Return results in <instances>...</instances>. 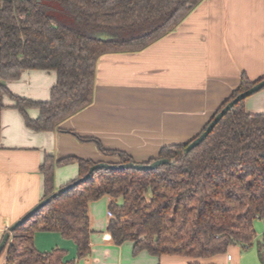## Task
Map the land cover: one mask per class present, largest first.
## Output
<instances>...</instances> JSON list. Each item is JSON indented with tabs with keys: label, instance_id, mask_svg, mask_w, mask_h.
<instances>
[{
	"label": "trees",
	"instance_id": "obj_1",
	"mask_svg": "<svg viewBox=\"0 0 264 264\" xmlns=\"http://www.w3.org/2000/svg\"><path fill=\"white\" fill-rule=\"evenodd\" d=\"M202 1L0 0V109L8 95L27 126L57 129L92 103L100 56L149 46ZM102 30L115 38L98 39L95 32ZM34 68L58 73L48 100L15 95L5 84ZM262 79L243 73L212 119ZM245 102H237L187 154L184 148L212 119L190 141L162 146L148 162L174 160L154 169L98 168L84 178L96 161L46 155L42 199L56 195L12 232L5 264H77L91 252L90 203L106 194L112 197L108 229L117 244L133 241L134 253L183 255L191 258L189 264H206L205 259L226 253L232 245L250 247L258 235L255 221L264 219V111L250 112ZM30 107L39 108L36 118L28 114ZM102 150L119 157L114 163L136 162L125 151ZM71 161L78 162L79 175L57 191L55 168ZM38 231H58L72 239L76 258H67L68 250L58 246L40 250L35 244Z\"/></svg>",
	"mask_w": 264,
	"mask_h": 264
},
{
	"label": "crops",
	"instance_id": "obj_2",
	"mask_svg": "<svg viewBox=\"0 0 264 264\" xmlns=\"http://www.w3.org/2000/svg\"><path fill=\"white\" fill-rule=\"evenodd\" d=\"M243 73L252 80L264 76V0H203L149 46L100 56L92 103L57 129L30 128L6 95V107L0 109V243L10 226L42 200L46 155L119 161L105 147L148 162L162 146L196 137L240 85ZM57 80L56 70L34 68L5 84L15 95L42 101L50 99ZM245 103L250 112L264 111V88ZM27 111L33 118L40 113L37 107ZM78 175L77 161L57 165L56 190ZM111 200L106 194L90 203L91 252L77 264L190 263L183 255L134 253L131 240L117 244L108 229ZM259 220L256 227L262 225ZM260 238L258 233L252 244ZM35 244L40 250L65 248L69 259L77 256L75 242L58 231L36 232ZM247 249L232 245L229 253L204 263L256 264ZM7 251L8 245L0 264L6 263Z\"/></svg>",
	"mask_w": 264,
	"mask_h": 264
},
{
	"label": "water",
	"instance_id": "obj_3",
	"mask_svg": "<svg viewBox=\"0 0 264 264\" xmlns=\"http://www.w3.org/2000/svg\"><path fill=\"white\" fill-rule=\"evenodd\" d=\"M95 36L98 39L101 40H108V39H113L115 38V35L113 33H110L108 31H96ZM264 88V79L260 80L256 84H254L252 87L249 89L241 92L238 94L234 99L229 101L216 115L215 117L211 120L207 128L196 138H194L183 150L184 154H187L190 150H192L195 146L200 144L207 136L208 134L213 130L215 125L218 123V121L240 100L245 99L249 97L250 95L258 92ZM174 159L173 158H159L155 159L152 162H126V163H114V162H107V161H100L91 166L88 174L84 177L87 178L89 177L94 170L98 168H138V169H143V170H149V169H154L158 167L161 164L169 163L172 162ZM82 178V179H84ZM82 179L78 180L81 181ZM76 181V183L78 182ZM73 184H70L68 186H65L64 189H68L71 187ZM56 193H53L51 196H48L44 199H42L40 202H38L35 206H33L28 212H26L21 218L16 220L9 228V230L5 233L1 243H0V254L2 251L6 248L7 243L11 237L12 232L20 225L22 224L25 220H27L29 217H31L36 211H38L43 205H45L52 196H55Z\"/></svg>",
	"mask_w": 264,
	"mask_h": 264
},
{
	"label": "rangeland",
	"instance_id": "obj_4",
	"mask_svg": "<svg viewBox=\"0 0 264 264\" xmlns=\"http://www.w3.org/2000/svg\"><path fill=\"white\" fill-rule=\"evenodd\" d=\"M259 222H262V225L258 224L256 227L257 233L261 234L260 242L255 241L252 246H250L246 251L251 254V259L255 261L256 264H264V219L262 221L259 220ZM261 249V251H260ZM253 250V251H252ZM255 251V252H254ZM229 253L227 251L225 254ZM3 255H0V261ZM252 260H250L249 264ZM219 264H226L224 262H220Z\"/></svg>",
	"mask_w": 264,
	"mask_h": 264
},
{
	"label": "built area",
	"instance_id": "obj_5",
	"mask_svg": "<svg viewBox=\"0 0 264 264\" xmlns=\"http://www.w3.org/2000/svg\"><path fill=\"white\" fill-rule=\"evenodd\" d=\"M229 257H231V256H229Z\"/></svg>",
	"mask_w": 264,
	"mask_h": 264
}]
</instances>
